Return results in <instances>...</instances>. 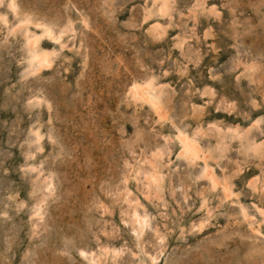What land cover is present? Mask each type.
<instances>
[{"label": "rangeland", "instance_id": "rangeland-1", "mask_svg": "<svg viewBox=\"0 0 264 264\" xmlns=\"http://www.w3.org/2000/svg\"><path fill=\"white\" fill-rule=\"evenodd\" d=\"M11 1L0 0V264H264V152L244 150L264 139V0H165L164 14L162 0ZM37 22L64 32L39 41L51 63L31 73L24 35ZM150 79L165 119L131 95ZM178 130L229 193L178 153Z\"/></svg>", "mask_w": 264, "mask_h": 264}, {"label": "bare ground", "instance_id": "bare-ground-1", "mask_svg": "<svg viewBox=\"0 0 264 264\" xmlns=\"http://www.w3.org/2000/svg\"><path fill=\"white\" fill-rule=\"evenodd\" d=\"M10 7L13 10H15V8L17 7L13 0L10 2ZM167 9H168L167 2L165 0H162L159 10L161 11V13L164 14V13H166ZM160 11H159V13H160ZM24 16L25 15H23V17ZM4 19H5L4 16L0 15V20L4 21ZM22 21L24 23L28 22L27 20H23V19H22ZM22 21H20V22H22ZM33 26L38 28L40 30V32L39 33H37V32L36 33H34V32L30 33L31 31L29 32V30L25 28L26 34L24 35L25 41H26V47H27V58H28L29 63L31 64L28 68V71H31V73L33 71L36 72L38 69L40 70V68L48 66L51 63L52 51H50L49 49L47 50V49L40 48L39 41L43 38L51 39V41H53V40L58 41L61 38V33L64 32L61 29L59 34L54 33V31H52V27L49 24H45V23L39 24L37 22V23H34ZM151 31H152L153 36H155V37H157V36L159 37L162 34L161 33V31H162L161 26L159 25V23L153 24V26L151 27ZM131 95L133 98H135V100L139 101L140 104H147L148 106H150L151 109L154 111L155 115L157 116L158 120L166 118L165 107H166V103H167L168 99L166 98L165 90L160 86L157 87L153 83L152 79L146 80L143 83H134L132 85ZM259 120L260 119L254 120L251 127L254 125H257L258 122H260ZM249 129L250 128L245 129V130L248 131ZM236 133H238V132H236ZM175 138L177 139V141L180 145V152H178V153L180 155L184 156L187 160H189L191 162H194L198 159H202V161H203V171L202 172H203V175L210 182L211 186L214 188L217 186H221L223 191H224L223 193H225V192L229 193L230 192L229 187L225 183H221L217 179V177L214 174L211 166L208 164V162L206 160V158L208 156L203 153V151L199 147V143L195 139V137L191 136V135H189V134H187L181 130H178L177 134L175 135ZM40 139H41V134H40V132L36 131L35 132V140L39 141ZM263 140L259 141V142L255 141L253 139L247 140L246 146H244V150L250 151L251 153H253L257 156H261L262 153L264 152V141ZM149 178H151L153 181L160 180L159 172L154 169V171H152L151 174H149ZM49 184H52L51 181L48 182V185ZM146 184H148V183H146ZM48 187H50V186H48ZM48 187H47V189H48ZM133 214H134L133 220L135 221L136 224L139 225V227H140L139 229H142L144 223H146L145 222V216L144 215L143 216L138 215L136 212H134V210H133ZM81 253L83 254L84 252L81 251ZM152 259H154V258H152Z\"/></svg>", "mask_w": 264, "mask_h": 264}]
</instances>
